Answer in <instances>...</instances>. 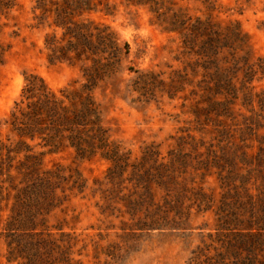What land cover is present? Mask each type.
Listing matches in <instances>:
<instances>
[{"label":"trees","instance_id":"16d2710c","mask_svg":"<svg viewBox=\"0 0 264 264\" xmlns=\"http://www.w3.org/2000/svg\"><path fill=\"white\" fill-rule=\"evenodd\" d=\"M34 3L36 26L49 29L43 40L47 63L77 67L82 83L53 90L37 75L25 76L5 122L15 139L0 142V230L7 240L8 263L71 264L63 240L67 234L56 227L55 239L46 217L60 206L66 190L82 189V179L76 171L64 176L59 165L44 169L45 152H35L36 147L47 153L70 148L80 160L98 156L107 161L106 177L111 183L133 184L124 202L133 229L140 231L169 229L174 225L171 213L181 218L180 197L168 195L165 183L175 182L174 168L185 160L178 152L164 162L150 145L143 148L139 160L130 162V153L109 139L92 92L121 72L128 46L110 26L82 19L98 11L100 1ZM13 7L14 0H0V16ZM187 23L166 22L163 31L177 33L187 55L195 57L188 67L193 77L200 76L197 86L205 107L193 113L197 122L196 113H202L203 122L212 124L225 139L219 160L226 191L214 235L208 234V242L191 251L186 264H264V126L252 109L253 103L264 109V90L257 91L254 85L264 80V57L250 62L243 50L245 35L237 25L221 28L207 20ZM4 52L0 44V60ZM147 77L136 78V90L144 91L151 84ZM238 102L249 107L250 115L242 116V123L232 109ZM252 177H259L260 184L256 186V179L250 184ZM151 185L165 190L161 202L154 201Z\"/></svg>","mask_w":264,"mask_h":264},{"label":"rangeland","instance_id":"374dc122","mask_svg":"<svg viewBox=\"0 0 264 264\" xmlns=\"http://www.w3.org/2000/svg\"><path fill=\"white\" fill-rule=\"evenodd\" d=\"M97 1L98 11L82 19L110 26L128 46L121 72L99 83L92 92L101 123L109 139L130 153V162L139 160L143 148L150 145L164 162L171 153L183 154V167L174 168L175 182L165 183L168 195L180 197L182 215L177 218L169 214L174 224L169 229H133L124 202L133 184L111 183L106 177L107 161L98 156L80 160L70 148L47 153L36 147L35 152H45L41 158L44 169L59 165L64 168V176L76 171L83 184L80 190L64 192L60 206L46 217L47 224L53 228L55 239L56 227L67 234L63 240L69 247L71 264H186L191 251L202 241L208 242L206 236L214 235L217 227L226 191L219 160L225 139L212 124L203 122L202 113H196V121L193 112L205 105L197 86L200 76L193 77L188 67L195 57L187 55L177 33H167L163 27L166 22L192 24L196 20H207L221 28L237 25L246 38L243 50L254 62L264 57V0ZM34 2L14 0V7L0 16V44L5 49L0 60L3 144L15 139L5 122L26 75H37L53 90L77 88L82 83L77 67L47 63L43 40L49 29L36 26ZM143 75H148L151 84L144 91L136 90V78ZM254 85L257 91L264 90V80ZM232 109L239 123L242 116L250 115L249 107L239 102ZM252 109L264 126V109L259 110L255 103ZM254 179L259 185V177H252L250 184ZM150 189L154 201L161 202L165 190L153 185ZM6 241L0 230V264H20L6 262Z\"/></svg>","mask_w":264,"mask_h":264}]
</instances>
